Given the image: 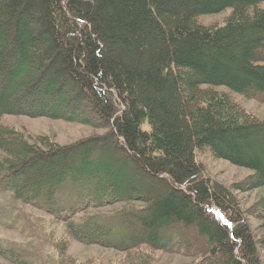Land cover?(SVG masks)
I'll use <instances>...</instances> for the list:
<instances>
[{"label": "trees", "instance_id": "1", "mask_svg": "<svg viewBox=\"0 0 264 264\" xmlns=\"http://www.w3.org/2000/svg\"><path fill=\"white\" fill-rule=\"evenodd\" d=\"M263 2L0 0V118L106 130L61 146L0 126V190L58 215L79 242L158 249L175 241L166 230L194 228L205 247L198 264H263L264 238L253 240L195 159L208 150L251 171L241 188H264V121L215 90L264 94ZM226 10L221 25L199 22ZM126 164L131 177L119 170ZM60 196L69 203L58 206ZM134 202L145 207L72 220L86 207Z\"/></svg>", "mask_w": 264, "mask_h": 264}, {"label": "rangeland", "instance_id": "2", "mask_svg": "<svg viewBox=\"0 0 264 264\" xmlns=\"http://www.w3.org/2000/svg\"><path fill=\"white\" fill-rule=\"evenodd\" d=\"M261 7L264 8V2ZM228 14L229 11L226 10L202 16L199 22L205 26L221 25ZM215 90L227 93L232 102L246 114L264 121V94L248 99L222 87ZM0 126L22 133L30 142L45 139L61 146L88 137L101 136L106 132L105 129L63 120L14 115L0 118ZM195 159L202 166L204 177L231 195L235 208L253 240L264 238V188L251 190L239 185L251 171L232 166L224 160H217L208 150L196 151ZM119 170L130 176L134 166L126 164ZM149 183L150 180L146 178L140 188L147 191L149 187L146 186ZM58 201V206L69 203L66 196H60ZM144 207L145 204L140 202L116 203L101 208L86 207L83 211L76 212L72 220L76 223L94 215L109 217L122 209L140 210ZM212 212L220 216L215 210ZM57 216L38 206L16 200L11 193L0 190V250H10L28 264H198L204 256L205 247L200 245L202 239L194 228L172 227L166 230L165 236L171 237L170 242L175 240L172 246L167 243L165 247L153 249L139 244L130 250L122 251L74 240L67 232L66 223ZM112 228L115 232L124 231L119 229L120 225ZM258 255L264 264V251L258 249ZM0 264H10V260L0 254Z\"/></svg>", "mask_w": 264, "mask_h": 264}]
</instances>
